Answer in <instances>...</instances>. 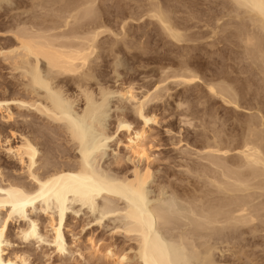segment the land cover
<instances>
[{
    "label": "bare ground",
    "instance_id": "bare-ground-1",
    "mask_svg": "<svg viewBox=\"0 0 264 264\" xmlns=\"http://www.w3.org/2000/svg\"><path fill=\"white\" fill-rule=\"evenodd\" d=\"M3 1L12 0H0V6ZM31 1L41 12H33L28 18L17 14L12 16L7 31L13 44L8 49L0 50V55L17 72L21 86L31 95L25 98L0 99V264H26L30 260L27 253L29 251L12 254L8 252L11 241L7 234L13 221L27 219L25 226L18 227L16 234L20 239L46 243L54 247L56 252L64 253L68 245L65 233V229H68V211L74 203H79L81 207H87L93 212L98 210L100 216L95 220L99 223L109 214L122 216L121 223L115 227L117 231L121 229L131 235L136 245L132 247L133 254L123 253L117 258L111 247L106 249L105 257L113 258L119 264H128L130 259H134L137 264H213L216 259L212 253L216 244L211 241L216 236L221 241L226 230L236 233L244 228L255 235L256 232L264 233V114L259 115L260 112L255 110L258 114L248 115L244 125L240 126L242 130L237 145H234L237 140L235 134L224 138L225 136L215 132L212 141L207 139L199 152L201 162L196 167L192 166L188 174L190 176L186 175L187 185H175L176 181L174 184L172 181L161 182L156 185V196L150 199L148 184L155 173L150 165L141 167L140 162L145 160L149 164L151 161L145 142L146 127L149 128L156 122V116L148 114L145 106L150 101L162 99V91L168 89L164 82L169 78L191 83L198 79L195 75L197 73L188 70V63L180 60L181 68L177 66L181 72L166 74L163 68L162 72L166 76L162 73L160 77V74L161 79H156L158 81L152 83L151 88H145L147 90L144 89L141 95L134 92L133 86L112 89L98 81L99 64L96 61L101 58V49L108 50L109 53L114 51L115 46L114 43H108V47H103L99 42L103 33L106 35L105 33L111 32L109 26H104L105 22L104 25L101 23L104 27L100 25L101 2ZM230 1L236 5L233 4L236 11L245 14L259 30L258 34L243 33L244 28L237 27L240 29L239 42L244 43L245 51L251 55L249 58L254 59L257 66H260L261 73H264V0ZM14 2L17 6L24 3L23 0ZM148 4L151 6L150 13L147 12L148 15L151 14L149 18L152 16L156 19L159 24L157 26H160L167 38L184 43L192 39L175 23L177 17L172 16L175 13L173 6L169 7L172 9L170 11L159 0ZM175 7L179 10V6ZM142 8L140 7L145 11L146 8ZM234 8H231L232 11ZM112 32L110 35L113 37L121 36ZM167 69L169 68L165 70ZM207 88L212 94L227 98V102H233L235 107L239 106L236 95L229 100L232 93H237V90L234 93V86L232 88L228 83H211ZM112 94L118 95L116 107L120 111L125 108V102H130L136 116L143 122V128H133V124L122 116V112L117 115L115 131L110 132L101 126V115ZM226 95L229 97H225ZM253 101L255 102L254 99ZM12 105L22 111L24 108L31 110L32 118L42 119L43 122L47 120V123L38 126L34 119L31 118L30 121L29 117L20 112L17 114L20 117L17 118L31 127L24 129L28 127L21 125L19 121L14 122L16 113L12 110ZM42 127L60 130L59 134L65 135L73 146L71 148L75 149L76 160L69 163H65L67 160L55 161L49 147L41 153L39 147L42 142L36 140L46 134ZM123 130L128 132L125 142L127 159L134 163L131 173L102 170L97 163L92 162L93 154L105 141L119 136ZM51 143L54 142L50 141L49 144ZM183 180L185 181L184 178ZM36 209L43 211L48 218V230L43 233L39 219L29 214ZM89 243L90 253L95 256L99 253V248L92 238H89Z\"/></svg>",
    "mask_w": 264,
    "mask_h": 264
},
{
    "label": "rangeland",
    "instance_id": "rangeland-1",
    "mask_svg": "<svg viewBox=\"0 0 264 264\" xmlns=\"http://www.w3.org/2000/svg\"><path fill=\"white\" fill-rule=\"evenodd\" d=\"M12 1H3L0 6V50L8 49V46L10 47L13 44L7 31L10 28L12 16L17 14L20 17L28 18L33 12H41V9L35 4L33 5L31 0H23L24 3L19 6L14 2L16 0ZM127 1L129 2L125 0L122 2L121 0H98V3L101 2L98 5L102 11H100V14L102 13L100 25L101 23L104 25L105 22L104 26L107 25L106 28L109 26L108 29L111 32L113 31L112 33L121 35L119 37L115 36V38L112 34L110 35L111 32L102 29L107 33H105L106 35L103 33V36H100V45L108 47L111 43H114L116 47L114 46V53H107L108 50L101 49V58L96 61L99 64L97 72L100 80L98 81L107 84L112 89L133 86L134 92L141 95L142 92L147 90L145 88L149 89L150 86L152 87V83L155 84L158 81L156 79H161L160 77L163 74L181 72V69L179 70V67L181 68L180 60L186 61L188 70H192L194 74L197 73L195 75L198 77L191 83L178 82L169 78L164 82V86L168 89L162 91L164 93L162 99L150 101L145 106L148 114L156 116V122L151 124L149 128L146 127L147 137L145 142L147 143L149 154H151V161L149 164L144 162L145 160L140 162L141 167L150 165L149 167L155 173L148 184L149 197L152 199L157 194L156 185L161 182L172 181L171 183L174 184L176 181L175 185H187L186 175L190 176L188 175L190 174L189 170L201 162L199 152L203 149L207 139L212 141L211 139H213L215 132L221 134L222 137L225 136L224 138L235 134L234 136L237 137V140L234 145H237L241 136V127L244 125L248 115L258 114L259 112V115L264 114V73H261L260 66H257L258 63L254 59L249 58L251 55L249 56L247 51H245L244 43L239 42L240 38H238L242 28H244L242 29L243 33L257 32L258 34L259 30H257L258 28L251 20H248L249 18L245 14L236 11V5L230 0H171V2L170 0H159V3L165 9L167 7V9L172 11L174 8L173 11L175 13H171L174 18L175 16L177 17L175 18V23L178 24L179 29L184 30L183 32L192 38L188 42L185 41V43L177 42L170 37L167 38V35L165 36L160 30V26H157L159 24L155 21L156 19L152 16V19L149 18L151 14H147V12L150 13L151 9L148 3L157 2V0H148L150 2L147 0ZM176 1L180 2L181 5H178ZM124 3H126V6ZM146 4H148L147 7H144ZM171 6H173L172 9H170ZM175 6H179L180 11ZM125 7H127V10H125ZM140 7H143L142 9L146 8L145 11H142ZM231 8H234L235 13H233L234 11ZM28 9L29 12H27ZM184 12L187 14V18H184L186 17ZM236 12L238 13L236 14ZM242 17L246 18L242 19ZM179 18L181 19L177 20ZM103 25L101 26L104 27ZM237 27L240 29H237ZM141 41L142 43H140ZM108 43L110 44L108 45ZM127 46H130V48ZM133 46L138 47L134 48ZM140 49L142 50L140 51ZM180 55L185 59H181ZM163 68L169 69H167L168 71L164 69V71ZM170 69L173 71H170ZM16 74L17 72L12 70L11 65L6 62L4 56L0 55V99L31 96L21 86V81L17 79L18 75ZM95 82H93L94 85ZM211 83L215 85L222 83L226 85L228 83L232 88L234 86V93L236 90L237 93H232L229 100L234 99L235 96L233 95H236L235 99H237L236 101L240 107H235L236 105L233 102H227V98L223 99L220 95L212 94L207 88L208 84ZM238 88L241 90H238ZM225 97H229V95ZM117 98V94L110 95L108 104L101 115V126L109 129L110 132L115 131L117 115L122 114L126 120L133 124V128H143V122L136 116L137 114L131 107L130 102H125V108L120 111L116 107ZM12 107V110L16 113V115L14 114V118L16 117L14 122L19 121L21 125L24 124L17 118L20 117V114L26 115V117H29L28 120L31 121L33 117H31V110L24 108V111H22L16 105H12ZM120 112L122 113L120 114ZM18 113L20 114L17 116ZM33 119L38 126L47 123V120L43 122L42 119H35V117ZM25 124L23 126L28 128H22L28 130L30 126ZM41 129H43L44 134L46 133L43 138L42 136L40 138L45 139L46 144L43 140L38 139L39 137L36 140L37 142H42V146H38L41 153L43 150L44 153L49 147L48 149L52 150L54 154L55 161H57L56 159H59L58 161L60 162L67 160L65 163H69L71 160H76L77 156L74 157L77 155L74 152L75 149L71 148L73 146H71L72 144L65 135L59 134L58 131L60 130L45 127ZM48 130L50 132L52 130V134ZM121 132L119 136L105 141L104 145L93 154L92 162L97 163L102 170L110 171L111 173L118 171L131 173L134 163L127 159L128 151L125 147L128 132L125 130ZM50 141L54 143L49 144ZM0 152L2 154V150ZM197 157L199 158L197 159ZM116 163L118 164L116 165ZM186 166L187 168H185ZM167 195L169 196L170 193ZM71 206L72 208L69 209L67 217L68 229H65L68 245L64 253L56 252L54 247L46 243L20 239L16 233L19 225L25 226L27 220L25 219L24 221L11 222L7 234L11 241L8 249L9 254L17 251H29L27 253L30 255V260L26 264H119L112 260L113 258L105 257L108 247H111L115 252V258L123 253L133 254L136 242H134V239L132 240L131 235H127L121 229L117 231L115 227L121 223L122 216L120 214H109L103 217L101 223H99L95 220L96 217L100 216L98 210L93 212L87 207H81L79 203H74ZM29 214L39 219L42 233L48 230V225H46L48 218L43 211L36 209ZM240 230L236 233L233 231L229 232L231 230L226 232V230L222 235L223 238L221 236V241H219L220 238L218 236L212 239L211 242L216 244L214 245L215 249H213L214 253H212L214 255L213 258L216 259L214 261V263L216 262L215 264H264V233L260 232L259 234V232H256L255 235V233L249 232L245 228ZM89 238H92L99 248V253L95 254V256L91 255ZM129 261L128 264H137L134 259Z\"/></svg>",
    "mask_w": 264,
    "mask_h": 264
}]
</instances>
